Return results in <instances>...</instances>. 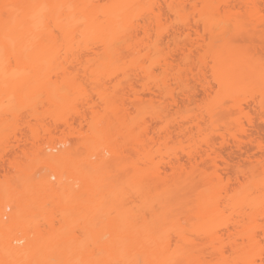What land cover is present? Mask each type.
<instances>
[{"label":"bare ground","instance_id":"6f19581e","mask_svg":"<svg viewBox=\"0 0 264 264\" xmlns=\"http://www.w3.org/2000/svg\"><path fill=\"white\" fill-rule=\"evenodd\" d=\"M3 1L5 0H0ZM133 2L139 7L138 13L127 15L119 25H115L117 33L94 42L102 45L104 59L107 58L108 61L124 57L125 54L132 55L130 63L121 73L120 81L115 83L117 90L113 96L115 105L111 134L98 137L96 142L98 148L101 146L102 153L106 149L114 160H118L124 151L129 154L131 165L129 164L128 171L138 187L143 206L150 212V218L129 217L130 224L137 220V227L133 237L126 241L122 258L118 262L94 260V220H88L89 213L93 212L94 216L104 215L115 222L119 218L120 202L115 183L105 184L100 201L93 199L96 186L77 183L76 167L86 174V179L93 176L90 170L96 167L88 159L89 153L83 156L94 145V139H84L82 151L76 155L70 150L66 151L62 188L48 183L37 184L33 188L20 184L7 196H0L4 208L10 204L13 208L7 220H3L5 216H2L6 213L0 214V264H58L60 260L53 263L50 259L68 255L73 228L68 224L67 232L59 233L55 221L69 223L72 212L81 218L76 225L81 230L84 241L78 253L81 264H241L245 256L256 251L260 256L263 254L264 138L248 132L256 125L255 114L264 123V33L260 31L264 23V0ZM168 13L173 16L170 24L164 21ZM190 14L195 15L192 21L188 19ZM109 15L114 16V12ZM10 23L11 13L0 12V27H7ZM58 26L62 31L65 29L63 24ZM180 34L183 40L179 38ZM165 35L170 37L173 44L168 46L166 52L161 48ZM86 48L92 49L91 46ZM178 54L182 56V66L175 64ZM140 56L145 61H141ZM192 56H195V60ZM154 68L159 70L157 74ZM76 73L77 69L71 71L65 67L37 73L35 75L39 78L35 84L30 85L46 87L52 76L68 80ZM187 76L200 84L206 95L203 98L207 97V102L200 112L181 116L182 119L177 123L166 120L164 103L179 106L180 102L190 103L195 98L196 91L186 83ZM169 78L181 86L180 96L168 86ZM145 93L153 94L149 98L153 111L148 117L142 115L137 119H130L128 116L124 132L119 104L126 103L127 109L131 104L140 109ZM234 113L239 116L236 131L231 132V123L228 125L224 117ZM52 119L53 126L44 127L40 134L30 131L27 136L23 135L24 132L26 134L24 131L17 137L14 135L19 129L13 133L11 130L10 134L13 136H9L14 140L13 143L16 141L11 147L20 148L22 142L25 147L28 146L20 149L25 153L29 148V144L25 145L26 142L36 143L44 135L52 137L54 130L58 128L71 136L77 132L73 126L75 122L82 126L87 121L84 110L75 106ZM204 124L214 127L219 139L217 136L205 135L202 138L204 146L185 152L187 158L195 162L190 164L186 173L189 184L185 188H178L175 182L186 170V166L179 162L176 152H168L164 164L168 170H165L164 166L154 162L151 147L170 141L175 127L178 134L186 137L193 130L200 132ZM232 143L237 147L242 144L250 145L260 152L259 157H255V161L248 166L232 165L221 154V149ZM6 150L8 151L5 148L0 153V167L7 162L14 169L19 157L14 153L16 151L8 154L11 157H5ZM4 153L6 154L3 155ZM197 156L200 162L196 161ZM109 164L105 158L99 162L102 174L110 170ZM222 168L233 170L236 182L233 188L230 176L222 175ZM114 170L116 173L118 168ZM36 172L38 171L33 174ZM159 191L162 197L154 199ZM185 192L192 193L189 200L190 195ZM47 209H59L60 217L49 216ZM169 210L184 214L186 225L158 229V223ZM42 224L47 228L42 229ZM86 238L92 240V246ZM21 240H24L23 245H12V241ZM52 248L54 252L50 251Z\"/></svg>","mask_w":264,"mask_h":264},{"label":"rangeland","instance_id":"374dc122","mask_svg":"<svg viewBox=\"0 0 264 264\" xmlns=\"http://www.w3.org/2000/svg\"><path fill=\"white\" fill-rule=\"evenodd\" d=\"M132 2L133 0H5L0 2V12L3 14L11 13L10 25L0 27V153L7 148V154H3H6L5 157L14 153H17V157H19L16 161L17 166L14 169L7 162H4L3 165L5 166L0 167V196H7L15 191L20 184H23V186L28 185L30 188L32 186L33 188L37 184L48 183L62 188L63 160L66 151L70 150L76 155L79 151H82V141L84 139H87V141H89L88 138L94 139V145L83 153V156H87L89 153L88 159L96 165L90 170L93 176L86 179V174L80 172L76 167V181L78 184L84 182L87 186H96V192L93 195V199L96 201L102 200L106 183L109 185L115 183L119 190L120 202L119 218L115 222L108 220L104 215L94 216L93 212L90 211L89 213L88 220H94L92 236L94 237L95 261L110 260L118 262L122 258L126 241L133 237L137 227V220L130 224L129 217L144 216L146 219L150 218V212L143 206L138 187L128 171V166L131 165L130 158H128L129 154L124 151L120 154L118 160H114L106 149L102 153L101 146L98 148L96 142L98 137L111 134L115 105L113 96L117 90V88L115 89V83L120 81L121 73L130 63L132 55L125 54L124 57L108 61L107 58L104 59L102 45L99 42L94 44V42L117 33L115 25H119L127 15L138 13L139 7ZM11 8L12 10H10ZM112 11L114 16L109 15ZM90 12L91 15H89ZM193 16L195 15L190 14L188 19L192 21ZM164 18L166 24H170L173 20V16L169 13ZM58 24L65 25V29L62 31ZM260 29L264 33V23ZM165 36L161 41V48L164 52L168 50V46L173 45L169 39L170 37ZM179 36L182 39L181 34ZM170 44L172 45L170 46ZM218 44H221V42H218ZM86 46H91L92 49L86 50ZM194 54L197 53L194 52ZM192 57L195 58V56ZM140 60L145 61L142 60L141 56ZM175 64L182 66L181 55L176 56ZM63 67L71 71L75 68L78 73L68 80H64L60 76H52L46 87L32 86L39 78L35 74ZM158 71L157 68H154L156 74ZM167 83L176 95H181L182 88L175 80L169 78ZM186 83L192 87V90L195 89L194 92L196 91L194 100L190 103L180 102L179 106H168L164 103L166 120L177 123L182 119L181 116L200 112L201 107L207 102L205 101L207 97H205L206 99L203 98L206 95L201 90L202 88L198 82L191 76H187ZM145 94L140 109L132 104L127 109L126 103L119 104L118 110L120 111L124 132H126L128 116L130 119H137L142 115L148 117V114L153 111L154 108L149 102V98L153 94ZM74 106L79 107L82 111L84 110L87 117V121L83 122V125H80L81 127L78 123H74L73 126L77 129L75 134L68 136L65 130L62 131L61 128H58L54 130L55 133L53 132L54 136L52 135V137L44 135L39 137L36 143L34 141L32 143L26 142L25 145L29 144L31 149L28 148L25 153H22L21 148L24 149L28 146L25 147L22 142L19 145L20 148L11 147L16 143V141L12 142L14 140L11 138L13 136V134H10L11 130L13 133V131L16 132L19 129L14 136L18 134L21 136L24 131H26V134L24 132L23 135L27 136L30 135V131L34 133L36 131L40 134L44 127L53 126V116L68 112ZM238 116L234 113L224 117L228 125L231 123L229 125L232 128L231 132L236 131ZM255 116L257 117L256 125L249 127L250 133L248 132V134L253 133V136L259 135L264 138V123L259 120L257 114ZM125 118L126 121H124ZM232 122L236 124L234 125ZM177 131V127H175L173 138L170 141L165 144L152 145L151 150L154 153V162L159 163L161 167L164 166L165 170H168V167L164 165L167 158L166 154L176 152L179 162L186 166V170L182 172L181 177L176 180L175 184L178 188H185L189 184L186 174L188 167L195 162V160H189L185 152L204 146L203 136L213 135V137H216L217 135L215 133L216 129L209 124H204L200 132L193 130L192 134L186 137H182L183 135L178 134ZM6 135L11 137L9 136L8 139ZM6 142H12L13 144H7ZM33 143L35 145L30 146ZM3 145L10 146L8 148ZM221 154L232 165L248 166L255 161V157H259L260 152L248 144L237 147L232 143L222 148ZM10 155L8 157H11ZM104 158L110 162V170L106 174H102L99 166V162H102ZM199 160V156H197L196 161ZM76 162H79V156ZM114 164L118 168L116 173ZM35 171L38 172L34 175ZM221 173L224 177L230 176L231 187L233 188L236 183L233 170L222 168ZM186 192L185 194L190 195L189 198L186 195L189 200L192 193ZM158 197H162L160 191L154 199ZM3 205V200H0V214L6 213L7 216H2H5L3 220H7L8 214L12 212L13 208L11 204L10 207L6 206L5 208ZM157 207L158 205L155 206V208ZM47 210L49 216L60 217L59 209ZM80 220L81 218L72 212L69 223L66 224L63 220L60 223L58 220L55 221L56 230L59 233L67 232L68 224L73 228V240H71L68 255L60 259L53 257L50 259L51 262L54 263L60 260L58 264H81L78 253L84 241L81 230L76 227ZM178 225H186L184 214L169 210L163 215L157 228L172 229ZM41 228L46 229L47 226L42 224ZM2 235L5 236L4 233ZM87 239H89L88 243L91 244L90 241L92 240ZM23 243L24 240L12 241V245L17 246H21ZM62 248L64 249V247ZM50 251L54 252V249L52 248ZM256 252L248 257L245 256L241 264H264V252L261 256L259 252Z\"/></svg>","mask_w":264,"mask_h":264}]
</instances>
